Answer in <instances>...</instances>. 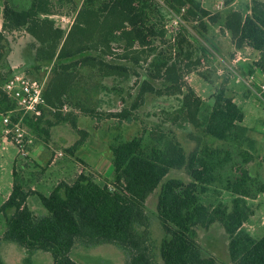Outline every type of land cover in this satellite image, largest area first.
<instances>
[{
	"label": "trees",
	"instance_id": "trees-1",
	"mask_svg": "<svg viewBox=\"0 0 264 264\" xmlns=\"http://www.w3.org/2000/svg\"><path fill=\"white\" fill-rule=\"evenodd\" d=\"M24 1L16 8L3 0L0 111L13 106L2 92L12 75L41 79L46 73L41 113L27 115L23 124L51 155L60 150L65 159L75 157L89 136L78 127L80 116L95 124L111 119L120 126L138 122L148 98L159 108L152 113L156 121H142V131L130 139L113 137L109 183L80 172L45 195L31 188L43 170H29V156L18 153L11 192L0 206L2 240L49 253L53 264H80L72 257L76 245L105 243L119 247L126 264H158L157 255L162 264H217L216 257L203 252L197 230L219 224L228 238L231 264H264V235L256 239L242 229L254 214L247 200L264 195V176L252 173L254 159L242 149L249 129L228 87L233 73L216 55V38L228 36L236 50L258 54L248 72L264 73V0L235 7L233 0H224L226 9L214 13L200 0ZM63 9L74 14L67 31L51 18ZM181 9L188 27L180 26L173 35L165 25ZM16 32L29 39L23 63L13 69L8 37ZM191 74L213 87L209 108L187 84ZM176 130L194 146L184 147ZM205 137L225 143L226 149L210 147ZM155 190L152 215L163 231L157 255L147 213ZM223 192L231 195L229 204L221 199Z\"/></svg>",
	"mask_w": 264,
	"mask_h": 264
},
{
	"label": "rangeland",
	"instance_id": "rangeland-1",
	"mask_svg": "<svg viewBox=\"0 0 264 264\" xmlns=\"http://www.w3.org/2000/svg\"><path fill=\"white\" fill-rule=\"evenodd\" d=\"M11 5L16 8L24 6V0H7ZM77 5L81 4V0H75ZM203 6L209 11H217L224 7V0H200ZM249 0H233L231 7H235L239 2ZM3 0H0V21L2 18ZM72 16L74 14H67L66 9L62 13L55 14L51 18L54 20L55 25L61 27L62 23L59 16ZM62 24H61V23ZM64 29V28H63ZM218 30L217 28H214ZM28 39L23 33H13L8 37L11 47V52L8 56L9 63L17 69L23 63L22 57L24 55V47ZM231 45L229 38H222L220 40L219 51L216 54L218 61L230 64L231 59L235 55H240L242 58H247L246 61L240 60L233 66V76L230 78L228 87L231 95L234 97V102L242 109L244 119L242 124L249 129L248 142H246L242 149L249 152L253 157L254 162L250 167L253 174H258L259 177L264 176V99L258 98L253 90L245 85L241 80H238L237 75L248 77L253 74L257 80L262 77V72L254 71L248 72L249 65L258 58L255 52L250 50L237 51ZM220 73V72H218ZM222 73V72H221ZM237 73V75H236ZM46 74V73H45ZM43 73L39 76L45 77ZM221 77L218 75L216 82H220ZM187 84L199 96L206 108L212 105L213 87L196 74H191L186 79ZM264 98V94H263ZM158 102L148 101L144 108L140 110V119L138 122L131 124L117 125L115 120H103L95 124V120L80 116L79 127L89 131V136L84 144L76 151L75 157L68 158L67 161L63 160L64 155L57 156L60 150L55 151V155H51L45 146L37 139H33L30 144L28 156L35 152L31 157L36 161L31 164L29 170L34 167H39L38 171L44 170L43 179L34 182V186L38 191L48 194L54 186L56 180L64 178H72L78 173H88L95 181L100 184L109 183L112 176V165L110 161L111 153L109 144L113 137L120 134L125 139H130L132 136L142 131V121L152 124L156 121V116L152 113L158 112ZM178 140L184 147L190 149L194 146V141L189 139L184 132L176 130ZM204 140L212 148L226 149V144L220 141L213 140L210 137H205ZM18 149L13 144H5L0 146V206L6 200L12 188V161L17 157ZM58 161H63V164L56 166ZM50 162V163H49ZM37 165V166H36ZM172 175L184 177L181 172H173ZM158 190H155L147 201V213L151 218V237L153 238V251L157 255L158 244L163 237L162 228L157 220L154 219L152 213L155 212V203ZM211 199L214 196L210 195ZM209 199V196H207ZM221 199L229 204L231 195L223 192ZM248 204L253 210V216L242 226V229L258 239L264 235V195H258L254 199H248ZM5 230L4 217L0 214V255L4 264H53L52 256L46 252H29L14 243H7L2 240V235ZM197 241L206 255H213L217 259V264H231L228 254V238L223 228L219 224L212 225L208 230L198 229ZM72 257L80 264H126V254L116 245L105 243L101 245H76L73 250ZM158 264H162L157 255Z\"/></svg>",
	"mask_w": 264,
	"mask_h": 264
},
{
	"label": "built area",
	"instance_id": "built-area-1",
	"mask_svg": "<svg viewBox=\"0 0 264 264\" xmlns=\"http://www.w3.org/2000/svg\"><path fill=\"white\" fill-rule=\"evenodd\" d=\"M162 3L161 0H158ZM82 2V0H81ZM184 9H181L180 13L172 12L173 16L171 20L165 25L170 33L174 35L180 26L188 27L187 23L183 20L182 14ZM62 24L61 28L66 31L69 29L74 20L72 16H59ZM196 22H194L195 24ZM242 57L235 55L231 59V63H225L220 61L224 68L234 73L233 66L237 64ZM237 75V73H236ZM238 80H241L245 85L253 90V93L260 99L264 94V73L260 80L250 74L248 77H242L237 75ZM46 81V76L41 79L31 78L23 73H16L12 75L2 86V92L6 99L12 102V108L7 111H0V146L5 144H13L17 147L18 153L21 156L28 155V149L33 141V138L28 134L23 119L27 115L39 116L41 108L44 106L43 90ZM65 109V108H64ZM14 119V120H13ZM60 152L57 156H61Z\"/></svg>",
	"mask_w": 264,
	"mask_h": 264
},
{
	"label": "crops",
	"instance_id": "crops-1",
	"mask_svg": "<svg viewBox=\"0 0 264 264\" xmlns=\"http://www.w3.org/2000/svg\"><path fill=\"white\" fill-rule=\"evenodd\" d=\"M3 7V6H2ZM226 8H225V6L222 8V9H218L217 11H213L212 13H214V12H222V11H224ZM211 12V11H210ZM1 26H2V18H1V21H0V30H1ZM217 30L216 29H214V35L215 36H217ZM223 37H221V39H222ZM226 39L227 38H229L228 36H226L225 37ZM217 40V44H218V46L220 47V39H218V38H216ZM232 45V44H231ZM233 46V45H232ZM234 48V47H233ZM245 50H250L251 52H255V51H252L251 49H249V48H244ZM241 50H243V49H241ZM240 50V51H241ZM237 51H239V50H237ZM236 51V52H237ZM256 53V52H255ZM257 54V53H256ZM258 55V54H257ZM242 60L243 61H246L247 60V58H242ZM13 67V66H12ZM14 68V67H13ZM189 77V76H188ZM78 121H79V118H78ZM78 127H79V123H78ZM0 128H1V123H0ZM80 128V127H79ZM37 139V138H36ZM40 143H42L44 146H45V148L48 150V151H50V149L48 148V145L47 144H45L43 141H41V140H39V139H37ZM35 152H33V153H31L32 155L34 154ZM31 154H30V156H29V159L31 160V162H32V164H34V163H36V161L31 157ZM63 160H65V161H67V159H63ZM50 163V162H49ZM64 162L62 161H58L57 163H56V166H58V165H60V164H63ZM37 166V165H36ZM36 169H39V167H36ZM40 170V169H39ZM43 170V169H42ZM45 170V169H44ZM44 170H43V174H44ZM43 174H42V176H43ZM40 177V179L38 180L40 183L42 182V179H43V177ZM76 177V176H75ZM75 177H72L71 179L70 178H64V179H58V180H56V182H55V184L58 182V181H60V180H65V181H70V180H73ZM55 184H54V186H55ZM31 188L33 189V190H36V191H38L37 190V188L34 186V182L31 184ZM40 192V191H39ZM41 193H43V192H41ZM44 194V193H43ZM45 195H47V194H45ZM9 196V195H8ZM7 199V198H6ZM34 205V204H33Z\"/></svg>",
	"mask_w": 264,
	"mask_h": 264
}]
</instances>
